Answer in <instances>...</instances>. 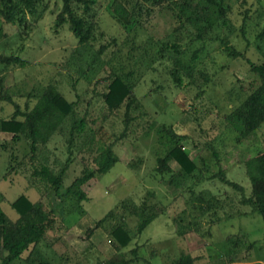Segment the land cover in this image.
<instances>
[{"label":"rangeland","instance_id":"1","mask_svg":"<svg viewBox=\"0 0 264 264\" xmlns=\"http://www.w3.org/2000/svg\"><path fill=\"white\" fill-rule=\"evenodd\" d=\"M110 2L97 0L94 5L96 38L81 52L68 25L57 23L61 0H44V16L33 25L28 16L29 27L0 18V55L18 56L27 62L25 67L0 64L1 98L11 97L24 110L27 102L34 107L35 96L54 85L69 101H79L81 114L88 110L89 127L94 132L102 128L97 138L111 143L125 128V108L108 114L102 98L104 79L116 72L128 75L127 81L147 113L144 117L133 113L137 118L127 137L114 146L119 162L105 176L83 186L88 201L82 202L61 194L87 165L95 166L93 155H75L57 195L43 185L31 186L32 168L25 160L28 143L12 144V135L0 132V205L16 220L18 214L11 204L26 195L32 202H43L40 222L51 216L56 220L47 238L12 264H118L136 258L134 250L140 260L132 264H176L182 254L189 253L200 257L196 264H264L262 216H243L250 209L240 204V194L217 177L207 179L223 169L229 180L244 186L249 194L245 163L264 151V126L241 139L242 125L230 118L257 79L247 60L264 62V0H224L229 24L216 26L205 40L197 39L193 25L185 22L181 26L177 13L165 7L154 8L144 16L142 26L128 32L113 19ZM217 36L243 56L229 55L220 40L211 38ZM102 46L105 51L92 64ZM196 51L198 58L192 61ZM176 61L191 67L189 73L181 71L182 86L172 75L176 69L182 70ZM15 111L12 103L0 100V122ZM163 126L189 138L185 148L206 178L194 186L195 193L208 191L222 201L224 211L218 212L222 221L213 222V211L199 216L189 190L196 179L181 176L175 162L170 163L171 173L157 172L158 159L171 146L170 136L161 131ZM47 149L50 166L59 171L69 155L66 136L56 135ZM21 161L26 164L11 171ZM143 206L164 213L118 251L112 227L124 222L135 231L136 207ZM106 217L107 221L99 223ZM194 221L197 231L186 227ZM181 226H185L184 237L179 236ZM235 241L239 244L234 249Z\"/></svg>","mask_w":264,"mask_h":264},{"label":"trees","instance_id":"2","mask_svg":"<svg viewBox=\"0 0 264 264\" xmlns=\"http://www.w3.org/2000/svg\"><path fill=\"white\" fill-rule=\"evenodd\" d=\"M0 18L6 23L25 24L29 27L28 16L33 23L40 20L45 13L44 0H0ZM62 10L57 18L58 25L67 24L69 30L79 40L78 52L86 49L96 38L98 23L94 5L97 0H61ZM194 0H111L109 11L113 19L128 32H131L143 25L142 19L149 15L154 8L165 7L177 13L181 26L185 22L193 25L198 31L197 39L205 40L209 38L210 32L217 27H226L229 24V9L224 0H199L198 4H193ZM248 11L246 12V14ZM248 16L244 18V23ZM34 21V22H33ZM245 36V24L242 27ZM264 33L261 35V37ZM224 46L226 52L234 57L243 56L228 45V41L217 37ZM177 50L178 46H173ZM106 46H102L94 54L92 64L100 59L105 51ZM198 52L193 55L192 61L198 58ZM247 62L251 70L256 74L257 79L249 87L248 96L241 104L232 111L230 118L235 123L242 125L241 139L249 138L253 133L259 131L264 126V62L255 64L250 60ZM0 64L10 66L19 64L25 67L27 62L18 56L0 55ZM176 65L182 70L176 69L172 72L174 81L178 86L183 85L181 71L191 70L188 65H183L176 61ZM128 75H120L113 72L108 78H105V91L102 98L108 110V114H117L122 108H125V128L123 132L111 143L104 137L97 138L98 132H94L89 127V112L81 114L78 110L79 101H69L60 91L50 85L44 91L36 95L37 102L34 107H30L27 102L26 108L21 109L20 105L11 97L4 96L5 99L12 103L16 111L7 119L0 122V132L12 135V144L27 142L29 152L25 155L31 168V186L38 187L43 185L55 194L60 195L64 186V180L70 165L74 162L77 153H89L93 155L92 161L94 167L86 166L82 173L65 189L61 195L63 197L71 195L79 202L88 201L87 194L83 191L90 181L105 176L119 162V158L114 151L116 143L125 139L128 135V129L137 117L133 116L134 112H139V117H144L147 113L142 110V105L135 95L134 88L127 81ZM3 82V78L1 79ZM79 98V96H78ZM161 131L168 133L171 144L166 155L158 159L157 172L161 175L171 173L173 170L170 163L175 162L179 166L180 175L194 178L196 181L189 187L192 192L194 208L199 210L200 215H206L213 211L215 220L222 221L218 217V212L223 210L222 201L208 191L195 193L194 186L200 184L206 178L200 174L202 171L194 158L187 152L185 145L188 142L186 135H180L175 131L164 126ZM56 135L66 136L68 158L65 165L59 170H54L49 164L48 147ZM7 146L5 145V148ZM217 158V152H214ZM25 161L17 163L11 167V171L22 165ZM246 173L250 180L251 191L247 194L244 186L227 178L223 169L207 179L213 180L217 177L223 184L233 188L240 194V204L250 209V212H244L243 216L260 214L264 221V151L253 156L245 163ZM199 171V172H198ZM12 208L18 214L16 220H12L0 205V264H12L22 259L27 251H33L43 240L47 238L48 232L54 229L56 220L49 217L47 220L40 222L38 217L43 213L45 208L43 202H32L26 195H21L12 204ZM138 224L133 231L126 224L119 223L112 227L111 236L115 247L118 251L127 248L133 240L142 234L154 221L163 215L164 210L159 212L154 207L147 206L136 207ZM51 214V213H50ZM229 218L233 216L228 215ZM108 217L101 220L103 223ZM197 221L189 222L186 226L189 230H198ZM186 235L185 226H181L179 236ZM234 239H229L232 243ZM233 248L239 242L235 241ZM6 253L4 255L3 253ZM136 258L124 260L118 264H132L139 261L137 250H134ZM200 257L192 253L182 254L176 261V264H196ZM231 260V259H230Z\"/></svg>","mask_w":264,"mask_h":264}]
</instances>
